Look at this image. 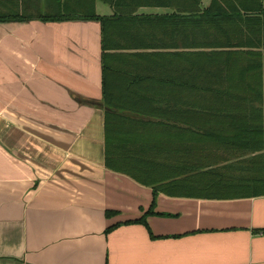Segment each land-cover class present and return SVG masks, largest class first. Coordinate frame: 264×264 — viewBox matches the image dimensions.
Wrapping results in <instances>:
<instances>
[{
	"label": "crops",
	"instance_id": "0c3cea01",
	"mask_svg": "<svg viewBox=\"0 0 264 264\" xmlns=\"http://www.w3.org/2000/svg\"><path fill=\"white\" fill-rule=\"evenodd\" d=\"M59 9L0 0L32 17L0 22V264H264V194L160 192L148 213L153 187L105 165L102 24L41 19Z\"/></svg>",
	"mask_w": 264,
	"mask_h": 264
},
{
	"label": "trees",
	"instance_id": "16d2710c",
	"mask_svg": "<svg viewBox=\"0 0 264 264\" xmlns=\"http://www.w3.org/2000/svg\"><path fill=\"white\" fill-rule=\"evenodd\" d=\"M101 1L112 15L97 0H57L41 19L102 24L105 165L153 187L148 213L160 192L264 194V0Z\"/></svg>",
	"mask_w": 264,
	"mask_h": 264
},
{
	"label": "rangeland",
	"instance_id": "374dc122",
	"mask_svg": "<svg viewBox=\"0 0 264 264\" xmlns=\"http://www.w3.org/2000/svg\"><path fill=\"white\" fill-rule=\"evenodd\" d=\"M98 4V6H97V11L99 12V13H102L103 12V10H106V9H109V7H110V5L109 4H107V3H104V2H98L97 3ZM110 9H111V7H110ZM112 10V9H111ZM1 12V11H0ZM17 13V12H16ZM25 13H27V12H25ZM34 13H37V11H34ZM19 116V121H22V120H25L26 118H27V120H31V119H29V118H32V115H18ZM36 117L38 116V115H35ZM14 132H19V135L21 136V131H11V133L12 134H14ZM232 190H234V191H238V193H241L242 191H244L243 189H241V188H239V189H234V188H232L231 189V191ZM235 193V192H234Z\"/></svg>",
	"mask_w": 264,
	"mask_h": 264
},
{
	"label": "water",
	"instance_id": "95a60500",
	"mask_svg": "<svg viewBox=\"0 0 264 264\" xmlns=\"http://www.w3.org/2000/svg\"><path fill=\"white\" fill-rule=\"evenodd\" d=\"M106 109V108H105Z\"/></svg>",
	"mask_w": 264,
	"mask_h": 264
}]
</instances>
